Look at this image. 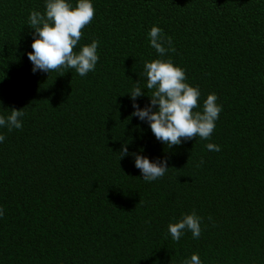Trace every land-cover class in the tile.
Here are the masks:
<instances>
[{"label":"trees","instance_id":"obj_1","mask_svg":"<svg viewBox=\"0 0 264 264\" xmlns=\"http://www.w3.org/2000/svg\"><path fill=\"white\" fill-rule=\"evenodd\" d=\"M74 3V0H73ZM80 45L95 69L31 72L27 23L43 0H0V115L23 112L0 143V264H264V0H92ZM171 37L164 57L147 32ZM171 58L221 112L209 139L158 142L130 117L145 61ZM143 107L148 97L137 98ZM168 167L145 182L121 144ZM220 146L209 151L205 144ZM195 210L201 234L167 225Z\"/></svg>","mask_w":264,"mask_h":264},{"label":"clouds","instance_id":"obj_2","mask_svg":"<svg viewBox=\"0 0 264 264\" xmlns=\"http://www.w3.org/2000/svg\"><path fill=\"white\" fill-rule=\"evenodd\" d=\"M43 12L30 10L27 23L31 32L32 51L26 53L31 63V72L50 73L61 68L74 69L83 77L95 69L98 61V42L92 39L90 43L80 45L77 51L74 47L82 35L81 29L88 25L94 15L92 0H43ZM147 41L155 50L158 57L175 49L171 37H166L163 30L153 25L147 32ZM144 79V89L150 90L145 94L139 87L140 80L133 82V87L127 92L133 111L130 117L146 123L154 138L172 147L195 137L209 139L221 106L216 102L215 93H209L203 99L202 111H194L198 107L201 96L198 86H192L186 81L183 68L174 65L171 58H157L145 61L140 74ZM147 96L148 103L143 107L136 103L137 98ZM23 116L21 110L10 109L8 114L0 115V128L11 131L20 129ZM5 137L0 133V143ZM127 142L121 144L119 159L131 156L133 165L141 174V179L151 182L162 177L167 171L165 158H155L151 161L141 154L142 150L129 152ZM209 151H219L220 146L213 143L205 144ZM4 210L0 207V216ZM190 231L193 239L201 234V218L195 210L182 214L174 223L167 225V232L173 241H178ZM180 264H202L198 253L193 252L185 257Z\"/></svg>","mask_w":264,"mask_h":264}]
</instances>
